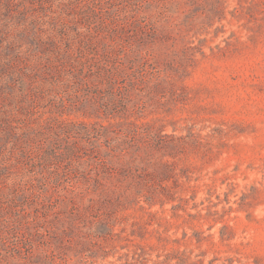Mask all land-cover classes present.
<instances>
[{
    "label": "rangeland",
    "instance_id": "obj_1",
    "mask_svg": "<svg viewBox=\"0 0 264 264\" xmlns=\"http://www.w3.org/2000/svg\"><path fill=\"white\" fill-rule=\"evenodd\" d=\"M0 264H264V0H0Z\"/></svg>",
    "mask_w": 264,
    "mask_h": 264
}]
</instances>
